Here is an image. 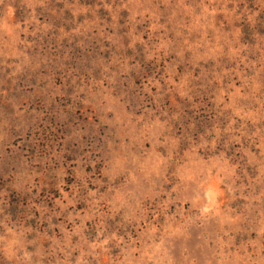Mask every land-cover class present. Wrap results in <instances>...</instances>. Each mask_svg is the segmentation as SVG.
<instances>
[{"label":"rangeland","instance_id":"1","mask_svg":"<svg viewBox=\"0 0 264 264\" xmlns=\"http://www.w3.org/2000/svg\"><path fill=\"white\" fill-rule=\"evenodd\" d=\"M0 264H264V0H0Z\"/></svg>","mask_w":264,"mask_h":264}]
</instances>
